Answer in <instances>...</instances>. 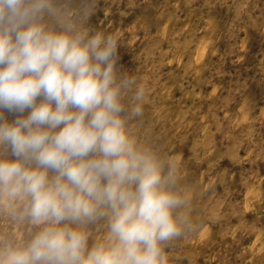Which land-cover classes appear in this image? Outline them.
Here are the masks:
<instances>
[{"label": "rangeland", "instance_id": "obj_1", "mask_svg": "<svg viewBox=\"0 0 264 264\" xmlns=\"http://www.w3.org/2000/svg\"><path fill=\"white\" fill-rule=\"evenodd\" d=\"M54 6L48 27L119 38L118 72L134 79L122 101L125 130L184 201L173 212L181 235L163 245L168 264H264V0ZM23 208L0 201V248L43 227L21 218ZM69 226L87 234L89 249L108 232L106 217Z\"/></svg>", "mask_w": 264, "mask_h": 264}, {"label": "clouds", "instance_id": "obj_2", "mask_svg": "<svg viewBox=\"0 0 264 264\" xmlns=\"http://www.w3.org/2000/svg\"><path fill=\"white\" fill-rule=\"evenodd\" d=\"M55 13L54 0H0V201H24L21 218L43 225L0 248V264H168L184 201L125 130L134 79L118 72L119 38L55 30L42 22ZM101 217L105 242L89 249L69 222Z\"/></svg>", "mask_w": 264, "mask_h": 264}]
</instances>
